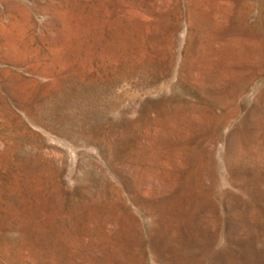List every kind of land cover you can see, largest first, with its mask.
<instances>
[{
  "label": "rangeland",
  "instance_id": "obj_1",
  "mask_svg": "<svg viewBox=\"0 0 264 264\" xmlns=\"http://www.w3.org/2000/svg\"><path fill=\"white\" fill-rule=\"evenodd\" d=\"M127 263L264 264V0H0V264Z\"/></svg>",
  "mask_w": 264,
  "mask_h": 264
},
{
  "label": "bare ground",
  "instance_id": "obj_2",
  "mask_svg": "<svg viewBox=\"0 0 264 264\" xmlns=\"http://www.w3.org/2000/svg\"><path fill=\"white\" fill-rule=\"evenodd\" d=\"M259 22V21H258ZM260 25V24H259ZM247 26V25H246ZM251 26V25H250ZM254 27V26H253ZM179 127V126H178ZM135 136V135H134ZM174 138V137H173ZM112 149V148H111ZM149 174V173H148ZM152 191V190H151ZM93 206V205H92ZM95 218V217H94ZM99 227V226H98ZM53 228V227H52ZM45 230V229H44ZM124 231V230H123ZM114 255V254H113ZM128 261V260H127ZM128 264V263H127Z\"/></svg>",
  "mask_w": 264,
  "mask_h": 264
}]
</instances>
